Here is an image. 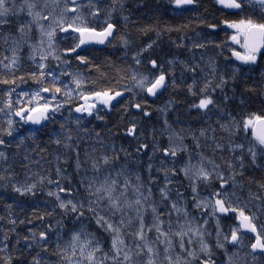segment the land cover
<instances>
[{
    "label": "snow or ice",
    "instance_id": "snow-or-ice-1",
    "mask_svg": "<svg viewBox=\"0 0 264 264\" xmlns=\"http://www.w3.org/2000/svg\"><path fill=\"white\" fill-rule=\"evenodd\" d=\"M154 4L0 0V264H264V0Z\"/></svg>",
    "mask_w": 264,
    "mask_h": 264
},
{
    "label": "trees",
    "instance_id": "trees-1",
    "mask_svg": "<svg viewBox=\"0 0 264 264\" xmlns=\"http://www.w3.org/2000/svg\"><path fill=\"white\" fill-rule=\"evenodd\" d=\"M149 2H150L153 6H155V4H154V0H149ZM204 8H207L209 13H213V12L215 11L214 8H213V6H212V0H202V7H201L200 11L203 12V11H204ZM185 15L187 16V14H185ZM217 15H218V14H217ZM145 22H151V21H150V20H146ZM181 22H183L182 19L178 18V19L173 20L172 16H170V15H165V16H163V17L161 18V24H164V23H181ZM176 36H177L176 33H173V34H172V38H173V39H175ZM219 37H220V39H223V38H224V34H223L222 32L219 33ZM164 38H165V40L168 39L167 36H165ZM100 58L103 59V56L101 55ZM168 98H169V93H165L160 99H158L157 101H155V104H156V105H161V104H163V102H164L165 100H167ZM181 110H182V109H181ZM0 214H2V212H0ZM19 230H20V231H23L22 228L19 229Z\"/></svg>",
    "mask_w": 264,
    "mask_h": 264
}]
</instances>
